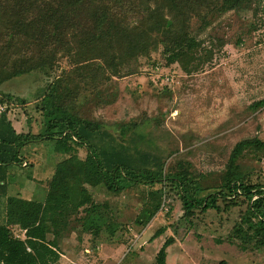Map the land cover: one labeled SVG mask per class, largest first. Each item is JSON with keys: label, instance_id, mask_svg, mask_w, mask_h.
<instances>
[{"label": "trees", "instance_id": "16d2710c", "mask_svg": "<svg viewBox=\"0 0 264 264\" xmlns=\"http://www.w3.org/2000/svg\"><path fill=\"white\" fill-rule=\"evenodd\" d=\"M250 1L0 0V87L31 73L46 75L52 57L61 51L74 53L73 74L86 83L84 74L90 71L87 74L95 87L101 80L110 79L107 72L118 75L131 59L149 56L158 45L163 47L167 65L178 63L186 71L196 69L202 45L190 33L191 18L204 11L247 9ZM59 86L51 82L35 94L34 107L42 117L38 133L32 128L18 132L7 111H0V200H5L0 264L57 263L61 238L74 223L94 238L104 230L114 238L118 226L110 223L108 204L97 203L90 193L97 187L115 195L131 187H146L149 202L135 220L140 226L155 218L163 196L179 199L182 214L172 225L176 235L182 227L193 226L196 210L219 211L220 204L236 207L243 199L246 210L234 226L231 240L239 241L243 250L250 246L264 248V181L253 182L241 165L246 152L264 154V141L255 138L238 142L219 180L204 185L206 177L195 175L188 162H179L168 172L158 158L150 160L141 155L133 162L124 141L132 129H123L119 141L101 125L76 114L69 103V91H61ZM12 100L11 94L0 90V108ZM16 100L22 105L27 102ZM262 105L264 102L258 104ZM97 133L110 139L107 146L91 143L90 136ZM41 143H50L52 155L57 156L52 175L47 178L45 201L9 196V187L15 181H10V167L27 166L28 156L22 155V150ZM80 148L84 149L83 158ZM13 228L20 229L24 237L16 236ZM164 232L163 228L157 231L154 239ZM174 242L172 237L166 240L157 254V264H167V249Z\"/></svg>", "mask_w": 264, "mask_h": 264}, {"label": "rangeland", "instance_id": "374dc122", "mask_svg": "<svg viewBox=\"0 0 264 264\" xmlns=\"http://www.w3.org/2000/svg\"><path fill=\"white\" fill-rule=\"evenodd\" d=\"M190 33L202 45L196 69L167 65L163 47L158 45L149 56L131 59L118 75L107 72L110 79L95 87L87 74L90 71L84 74L86 83L73 74L74 53L61 51L52 57L46 75L36 72L3 83L1 92L11 94L13 100L0 111H7L18 132L32 128L38 133L42 117L34 107L35 94L48 83L59 84L61 91H69L76 114L101 125L119 141L123 129H132L124 141L133 162L144 155L158 158L166 172L176 169L179 162H188L195 175L206 177L203 184L207 185L219 180L238 142L264 141V105L258 106L264 102V0H251L243 10L204 11L191 18ZM16 99L27 102L22 105ZM90 139L100 147L110 141L102 133ZM52 151L50 143L22 150L28 163L10 167V181H15L9 196L45 201L47 178L57 163ZM263 155L246 152L241 161L253 182L264 181ZM80 156L84 157L83 148ZM90 193L97 203L108 204L110 223L118 226L115 237L104 230L94 238L74 223L61 238L60 259L55 264H157L158 252L171 237L175 242L167 249V264H264V248L243 250L239 241L231 240L246 210L243 199L236 207L220 204L219 211L196 210L193 226L182 227L176 235L172 225L182 214L177 198L163 196L155 218L140 226L135 220L149 202L146 187H131L117 195L97 187ZM4 216L2 198L0 224ZM162 228L165 232L154 239ZM13 232L24 237L18 228Z\"/></svg>", "mask_w": 264, "mask_h": 264}, {"label": "built area", "instance_id": "2783aa9c", "mask_svg": "<svg viewBox=\"0 0 264 264\" xmlns=\"http://www.w3.org/2000/svg\"><path fill=\"white\" fill-rule=\"evenodd\" d=\"M3 108H1V111H3L2 110ZM64 135H66V133H64ZM73 139H74V141H76V138L75 137H73ZM26 164H24V166H25Z\"/></svg>", "mask_w": 264, "mask_h": 264}]
</instances>
